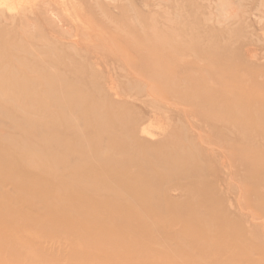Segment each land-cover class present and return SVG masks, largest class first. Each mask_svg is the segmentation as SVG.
<instances>
[{
	"label": "rangeland",
	"instance_id": "1",
	"mask_svg": "<svg viewBox=\"0 0 264 264\" xmlns=\"http://www.w3.org/2000/svg\"><path fill=\"white\" fill-rule=\"evenodd\" d=\"M0 11V264H264V0Z\"/></svg>",
	"mask_w": 264,
	"mask_h": 264
},
{
	"label": "bare ground",
	"instance_id": "2",
	"mask_svg": "<svg viewBox=\"0 0 264 264\" xmlns=\"http://www.w3.org/2000/svg\"><path fill=\"white\" fill-rule=\"evenodd\" d=\"M1 1V0H0ZM4 17V12L3 11H0V19L1 18H3ZM8 21V20H7ZM2 83H5V81L4 82H2ZM94 113L95 114H99V112H97L96 110H94ZM62 115L64 116V118H65V121L66 122H69V123H76V121H77V119H70V118H66V114L63 112L62 113ZM96 116H98V115H95V117ZM141 133H146V131H142ZM142 135V134H141ZM146 135H150V136H153V135H151V134H146ZM144 136H145V134H144ZM154 137V136H153ZM75 143H77V145H81V143H80V141H79V139H77V141H75ZM164 147V146H163ZM160 150H162V148L160 149ZM165 150H168V149H165V148H163V151H165ZM41 198L42 199H44V200H47V199H49L50 198V196L48 195H42L41 196ZM55 205H56V203H54ZM54 204H53V206H54ZM49 205H52V202L49 204ZM71 205H73V204H71ZM57 206V205H56ZM51 207V206H50ZM58 207V211H60V206H57ZM70 207V206H69ZM54 209V208H53ZM55 210V209H54ZM57 210H55L56 212H58ZM89 213V215L91 216V213L90 212H88ZM108 215H110L108 218H112V221L113 222H116L117 221V223H114V224H112V230H110V231H108V232H106V233H104V234H126L127 232L124 230V225H122L121 224V220H119L116 216H115V213L114 214H112V213H110V214H108ZM114 226V227H113ZM2 233L3 232H5V231H1ZM91 232V231H90ZM1 233V234H2ZM5 234V233H4ZM6 234H13V232L12 231H10V230H8L7 232H6ZM92 234V233H91Z\"/></svg>",
	"mask_w": 264,
	"mask_h": 264
}]
</instances>
